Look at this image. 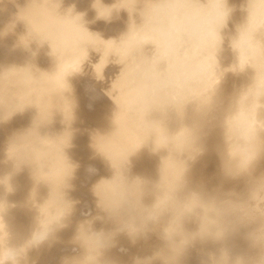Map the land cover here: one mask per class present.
<instances>
[{
    "label": "clouds",
    "instance_id": "clouds-1",
    "mask_svg": "<svg viewBox=\"0 0 264 264\" xmlns=\"http://www.w3.org/2000/svg\"><path fill=\"white\" fill-rule=\"evenodd\" d=\"M53 2L28 0L25 6H18L15 18L24 23L26 34L20 37L19 44L13 45V50L22 46L35 57L39 48L47 44V55L54 59L57 67L59 61L53 53L52 42L42 39L43 35H50L68 52L75 53L86 47L88 58L79 70L67 75L66 84L54 94V113H62V122L68 127L59 134L42 133V126L51 123L52 119L37 126L36 117L29 127L14 132L7 140L4 163L11 161L17 172L25 166L30 169L35 185L30 200L38 215L21 243L10 244L7 228V237L0 239V264H39L41 250L45 246L51 249L61 242L58 233L69 226L80 203L70 197L80 165L68 154L73 147L71 124L77 106L69 78L85 74L83 65L89 59V49L98 51L92 46L89 34L97 33L89 30L86 13L77 12L74 4L62 9V0H55L59 7L52 11ZM3 3L4 0H0V5ZM104 6L102 13L95 0L93 7L97 16L93 23L100 19L111 23L120 18L121 11L128 14L126 31L119 38L107 39L120 45V50L113 51L110 56L115 57L114 63L122 65L111 88L101 89L117 105L110 118L114 129L119 105L113 98L116 93L110 92L121 77H126V89L138 98H169L209 80L214 86L207 90L203 101H191L195 102L194 115L200 124L183 126L172 135L173 140L167 146L158 145L155 139L149 147L147 140L117 164L113 151L98 139L113 131L91 134L89 146L93 158H101L112 175L101 177L91 185L95 215L91 208L82 211L84 219L77 223L69 241L73 252L82 251L78 255L62 257L61 264H119L106 253L118 247L120 236L135 246L142 240L147 241L153 233L162 242L161 246L150 256L134 257L133 264H154L157 260L161 264H185L193 250L199 264H264V170L258 171L264 161V0H243L239 5L242 20L235 24L232 32L225 30L237 6L230 5L229 0H115L110 6ZM22 38H28L27 42ZM34 41L38 45L36 51L31 49ZM225 41L233 56L227 66L221 62ZM30 64L13 65L0 71V123L9 121L13 115L23 113L29 107H35L39 114L36 105H21L46 84L26 72L5 71ZM95 65L93 77L100 82L104 77L97 74ZM249 69L253 70L250 82L234 88L225 97L227 74L240 75ZM66 103L71 106L70 119L66 117ZM185 106L182 112L176 110L183 114ZM218 108H222L218 124L222 130V143L217 148L221 184L208 192L201 183L197 189H191L181 197L179 193L188 187L192 166L207 152L200 129L210 118L215 119L212 114ZM230 117L238 118L229 123ZM182 131L185 135L179 136ZM66 132L70 133L67 137ZM145 147L150 156L158 154L161 149L168 150V155L161 158L158 166V181L132 174V158ZM168 158L179 165V172L168 169L165 181V160ZM88 172L95 174L96 169L89 167ZM42 173L49 174L48 178ZM5 179H0V184L6 185L11 192L12 186L5 183ZM241 179L245 185L243 192L223 189V181ZM42 183L48 186L49 194L41 204L36 201V195ZM54 191L57 192L55 204L46 222L42 223L44 217L40 206L52 198ZM148 196L153 198L151 203H145ZM5 201L0 200V205ZM7 210L2 213L3 218ZM166 215L168 219L162 224ZM193 217L198 227L188 230L185 221ZM96 221L111 227L97 229ZM242 229H246L243 238L251 254L234 253L228 243ZM33 251L37 253L36 258L30 256Z\"/></svg>",
    "mask_w": 264,
    "mask_h": 264
},
{
    "label": "rangeland",
    "instance_id": "rangeland-1",
    "mask_svg": "<svg viewBox=\"0 0 264 264\" xmlns=\"http://www.w3.org/2000/svg\"><path fill=\"white\" fill-rule=\"evenodd\" d=\"M4 1L5 2L2 4V6L4 5L3 8L5 9V4H7V2H8V4H7L8 6L6 8L10 9L12 11L9 10V13L7 14V16L9 14L11 15V19L9 21L10 15H9V18L8 17L6 18V16H5L6 15L5 13H7L8 11L5 12L4 10H2L3 9L2 6L0 7V24H1L0 25V40H1V43H0V51H1V53H0V71H2L4 68H7V67H10L13 65L24 66L25 64L30 62L33 65L30 64L27 67L20 68V69L13 67L11 69H6L5 71L6 72L7 71L26 72V73L32 74L34 76H37L39 81L46 84V86H42V87L38 88L33 95L28 96L24 100L23 104L21 105V106H24L27 104H34L39 109V114H38V110L35 107H29L23 113H17L15 115H13V117L9 121L4 122V123H0V179L6 178L4 182L5 183L8 182L12 186V190L14 191V192L13 191L9 192L7 190L6 185L0 184V200H6L7 199L6 201H8V200L11 201V204H10V201L5 202L6 206H4V203H3V205H0V211H1L0 212V215H1L0 226H2L0 228V234L4 232L2 234L3 237L0 235V237H1L0 239L7 237L5 235H8V233H7V228H8L9 232L11 233L10 234L11 235L10 236V240H11L10 244H12V242H15L13 244H18V242L21 243V241H19V240L23 241V239H25L27 236V235L26 236L24 235L25 237H23V234H21V233L29 234L28 229L34 226L33 225L34 219L38 215V212L32 206L31 200H29L31 197L30 194L32 192V189L35 186L34 181L32 180V178L30 176V169L27 166H25L21 171L17 172V171H15L13 163L11 161L4 163V161L6 159L4 149L6 147L7 140L14 132L29 127L31 125L32 121L36 117H37V121H36L37 126H39V124H42V123L50 122L52 119L51 123H48V124L42 126V128H41L42 133L53 134V135L59 134V133H62L68 127L66 124H64L62 122V120H63L62 113H60L58 111L54 113V108L56 107V105L53 102L54 101V94L57 91H59V89L62 85L66 84L67 75H69L73 71L79 70V67H80V65L83 64V61L88 58V50L85 47V48H80V49H82V50L79 49L80 51L77 50L75 53H71V52H68L63 46H61L56 41V39L54 37H52L50 35H43L42 39H48L52 42L53 53L58 57V61H59L57 67H56L54 59L47 55V52L49 51V47L47 44H45L42 48H39L38 54L35 57H33L29 51H25V50L21 49L22 46L19 47L20 50L17 47L18 49L16 48L15 49L16 51L14 50L15 53H13L14 52L13 51V45L19 44L20 37L22 35L26 34V32H25L26 27L23 25L22 21H19V20L17 21L15 19V13L14 12L17 13L18 12V6L23 7V4H25L26 1L28 2V0H22V2H24V3H22L21 0H17V1L16 0H10V3H9V0H4ZM14 1H16V2H14ZM18 1L21 2V5H20V2H18ZM96 1H97L96 7H98V5H99L98 8L101 10L102 13L105 10L104 5L110 6L111 4H113L115 2V0H96ZM241 1L242 0H229V3H230V5H234V4H237L238 2H241ZM27 2H26V4H27ZM11 3H13V6ZM94 3H95V0H62V9L67 8L69 5L74 4L77 12H85L86 13L85 20L88 22L86 26L89 28V30L97 33V34H89L90 42H91L93 47L98 48L97 49L98 51H96L94 49H89V59L83 65V69H84L85 74L84 75H75V76H72L69 78L70 82L72 83V85L74 87V98L76 100L77 106L74 109L75 119H74L73 123L71 124V130L73 131V139H72L73 147L69 149L68 154L74 162H78L80 165V167L78 169L79 173L77 171V173H76L77 177L73 181L75 187H77V186L78 187L75 188L76 190H72L70 192V194H71L70 197L73 199H77V196L75 197L74 195H72V193L74 194L76 191L81 193L82 192L81 190L83 189L82 193L88 195L90 193L89 190H90L91 184H93L94 182L99 180L101 177H110V175H112L111 170L106 166V164L103 162V160L101 158L96 157L94 159L91 157L93 155V150L91 151V148L89 145L91 142V134L92 133L98 131L101 134H109L110 132L113 131L108 136H101V137H98V139L103 141L105 143V145L108 146L109 149L113 151L114 159L117 162V164H119L120 161L126 159L130 154H132L134 151H136L147 140H148V146L149 147L152 146L153 141L155 139H156L158 145L167 146L170 143V141L173 140L172 135L177 133L183 126L195 127V126H198L200 124V121L194 115L195 102H191V101L197 100V99L203 101L206 98L205 94H206L207 90L214 86V82L209 80L200 86L191 87V88H188L187 90H181L169 98H165V99H155V98H151V97L138 98V97L134 96L133 94H131L126 89L125 84H124L126 77H121L120 79H118L114 83L112 92L110 93V94L116 93L113 96V98L117 101V104L119 105V109H118V111L116 113V117H115L117 127L114 129V126L110 122V118L112 117L113 113L117 110V105L109 96H107L105 94L104 95L106 97H103V100L101 101V100H98L99 99L98 97L94 98L93 95H91V93L95 92V91L103 93L101 91V89H110L113 81L118 77V75L121 71L122 65H118V64L114 63L115 57L110 56V54L113 51H119L120 50V45H118L115 40H107V39L119 38L121 33L126 31L127 22H128V14L126 11H121L120 12V18L113 20V22H111V23H106L102 19L96 20L93 23L92 21L97 16V10L93 7ZM53 4H55V5H53ZM53 4H52L53 7L51 9L52 11L56 10V8L59 7V3L56 4L55 0H54ZM2 11L5 13H3ZM3 14H4V16H2ZM1 16H2V18H1ZM3 17H5L6 19ZM12 19L14 20V23L11 22V21H13ZM7 21H9V22H7ZM20 24H21V26H20ZM16 28L18 29V31H16L17 30ZM8 29H10V30H8ZM20 31H21V33H20ZM8 32H10V33H8ZM3 34H4V36H2ZM10 34L11 35L15 34L14 38ZM5 36H7V37H5ZM9 36L11 38H13V40L11 38H9ZM10 39L13 41L14 44L10 43V42H12ZM22 39L25 42H27L26 39H28V38H22ZM16 42H18V43L16 44ZM93 42H96L97 44H94ZM32 44H31V49L33 51H36L38 48L37 43L34 41ZM3 45H5V46H3ZM6 46H8V47H6ZM9 47H11V48H9ZM148 47L151 48V46H148ZM9 50L10 51L12 50V52H9ZM17 50H19L20 52ZM4 51L6 53H4ZM22 52H23V54H22ZM25 54H27V55H25ZM70 54H71V56H70ZM73 54H75V56ZM18 55H20V57H17ZM12 56H14V57H12ZM22 58H24V59H22ZM230 59H231V61H230ZM232 60H233L232 53L227 48V41H225V51H224L222 58H221L222 65L227 66V65H229V63L232 62ZM94 65H95V69L97 70V74L101 75V76L103 74L104 79L100 82H97L93 77V73H94V67L93 66ZM104 67H105V69H104ZM103 69H104V71H103ZM246 73H247L249 78H246L247 77V75H245ZM246 73H243L242 75L241 74L240 75H234L232 73L227 74V77H226V80L224 83V95H225V97L230 95L232 93V91L234 90V88H240L241 86L250 82V77L253 75L252 74L253 70L249 69ZM249 73H250V75H249ZM96 95H97V93H96ZM39 98H40V100H39ZM104 98H106V100H104ZM169 105H173L176 108L169 106ZM184 106H185V109H184L183 114L179 113L178 111H181V112L183 111ZM70 107H71L70 103H67L65 105L66 117L68 119L71 118ZM221 112H222V108H218L216 110V112H214L212 114V116L215 117V119L210 118L209 122L204 123L203 127L200 129L202 137H203L202 142L206 145L207 152L204 156L199 158L197 163H195L192 166L191 171L188 174V180H189L188 187L184 191L179 193V195L181 197H183L187 191H189L193 188L197 189L201 183H203V185L205 186V188L208 192H212L214 189H216L221 184V177L218 174L219 159L217 156V148L222 143V130L218 126L219 117H220ZM252 115H253V117L255 116V109H253ZM236 118H238V117H230L229 123H231V120L236 119ZM69 135H70L69 132L65 133L66 137ZM178 135L183 136V135H185V132L182 131ZM72 150H74V152ZM167 155H168L167 149H161L158 154L150 156L148 154L147 147L142 148L140 150V152L137 154V156H134L132 158V160L134 162V164H133L134 167H132V174L133 175H141V176H145V177L147 176L152 181H154V180L158 181L160 178L159 172H158V166L160 164L161 158L166 157ZM84 156H86V157L88 156L87 160H89V161L84 160V158H85ZM84 161L86 162V164L82 163ZM88 164L90 166H88ZM100 164L102 167H99ZM87 166H88V168L89 167L95 168L96 172H97V173L95 172L96 175L89 174ZM165 167H166L165 181H167V179H168L167 170L169 168L174 169L177 173L179 172V165H176L171 160V158H168L165 160ZM263 167H264V161L261 162V165H260V168L258 169V171L264 170ZM101 172H103V173H101ZM105 172H107V173H105ZM42 175L44 176V178H48L49 174L42 173ZM80 175H83V177ZM94 176H95V178H93ZM79 178H81V180H83V181H81ZM86 179H87V181H86ZM77 182H78V184H77ZM79 183L81 186L79 185ZM86 183L89 186H87ZM10 185H9V190L11 189ZM82 185H83V187L85 185L84 188L86 191L84 190V188H82ZM244 187H245V185H244L243 179L237 180V181H223V189L224 190L235 189L237 192H243ZM87 191H89V192L87 193ZM48 194H49L48 186L43 184V183L40 184V186L37 189L36 201L38 200V203L40 202L42 204L43 201H45L47 199ZM19 195H21V196H19ZM89 195H92V194L90 193ZM34 196H35V191L33 192V197ZM42 196H43V198H42ZM52 196L57 197V192L54 191ZM20 197H22V198H20ZM54 197H53V199L56 200V198H54ZM26 198H28V199H26ZM146 198H145V203H149V202L151 203L152 202L153 198H151V196H148V198H147L148 200ZM51 199L48 200L50 204H48V201L45 202L46 204H48L49 208L46 204H44L45 207H43L44 205L40 206V208H42L41 211L44 210V212H41L42 216L43 215L46 216L48 214L47 218L50 216L49 215L50 212H47L46 209L50 210L52 208V207L50 208V205L53 206L55 203V201H53V199L52 200ZM27 200H29L30 203H29V201L27 202ZM77 200H79V199H77ZM51 201H53V202H51ZM17 203H19V204H17ZM8 205H9V207L10 206H12V207L8 208L7 212L4 213V218H3L2 213L4 211H6V208L8 207ZM31 207H33V208H31ZM44 208H46V209H44ZM93 208H95V207H93ZM45 210H46V214H45ZM76 210H78V211H76L77 214L75 213L74 215L78 216V217H76V216L75 217L78 219L77 221H79V219H80L79 217H81V218L83 217L81 215V212L86 211L87 208L85 206H83V204H81V206L80 205L76 206ZM92 210L94 211L93 215H95V210L94 209H92ZM34 214H36V215H34ZM168 215H170V214H168ZM168 215H166L163 218L162 224L164 222H166V220L168 219ZM73 216L71 217L72 220L69 223V226L58 233V236L60 237L61 242L57 243L51 249H48L45 246L41 250L40 255H39V264H61V258L62 257L74 256V255L80 254V252L82 250L77 249L76 252H73L72 251L73 246L69 243V241L73 237V235L76 231V227H77V226H74L76 224L73 221H75L76 218L73 219ZM10 217H11V219H10ZM45 218L46 217H44V219ZM44 219H42V222ZM83 219H84V217H83ZM9 220L11 222H6ZM46 220L47 219H45L44 222H46ZM13 221H14V224H12ZM7 223H10V224L8 225ZM72 223H74V224H72ZM102 223L103 222H101V221H96L95 227L99 229L102 226L105 227L107 225V224L106 225L104 224L105 225L104 226ZM17 224H19V225L17 226ZM71 224L73 227L71 226ZM101 224H102V226H101ZM11 225H12V227H11ZM70 226L72 228L71 230H70ZM18 227L20 228V230L18 229ZM109 227H111L110 224L107 225V227H105V228H109ZM185 227L188 230H195L198 227V224H197L195 217H193L189 220H186L185 221ZM4 228H6V229H4ZM13 228H15L16 232L13 231L14 230ZM16 229H18V231ZM23 230H25V231H23ZM245 231H246V229H242L240 234H237L236 236H234L233 238H231L228 241V243L232 247L234 253L251 254L250 250L248 248L247 241L243 238V233ZM5 232L7 234H5ZM12 232H14V234ZM18 232H20V234ZM16 233H18V234L16 235ZM18 235L21 239H19ZM20 235H22V237ZM13 239H14V241H13ZM118 239H119L118 247L111 249L108 253H106V255L108 257H111V258L119 261V264H133V258L134 257L150 256V255H152L153 251L155 249H157L158 247H160L162 244V242L158 239V237L155 233L151 234L150 238L147 241L142 240L139 243H137L135 246L131 245L129 243V241L127 240V238L124 236H120ZM209 247L211 248L212 246L209 245ZM121 248L124 250L121 251L120 250ZM30 256L32 258H36L37 253L33 251L30 253ZM154 264H161V261L157 260L154 262ZM185 264H199L198 256L194 250L191 252L190 256L185 261Z\"/></svg>",
    "mask_w": 264,
    "mask_h": 264
},
{
    "label": "bare ground",
    "instance_id": "bare-ground-1",
    "mask_svg": "<svg viewBox=\"0 0 264 264\" xmlns=\"http://www.w3.org/2000/svg\"><path fill=\"white\" fill-rule=\"evenodd\" d=\"M16 1H17V0H16ZM16 1H14V2H16ZM4 2H5V1H4ZM18 2H20V1H18ZM21 2H22V0H21ZM21 2H20V5H21ZM26 2H27V1H26ZM26 2H25V4H23V6L26 5ZM96 2H97V1H96ZM9 3H10V0H9ZM22 3H24V2H22ZM241 3H243V0H242L241 2H238L237 4H234V5L237 6V9H236V11L233 13L232 18H231L230 21H229L228 29L225 30L226 32H232V31H234L235 24H236V23H239V22L242 20L243 14H242L241 11L239 10V5H240ZM7 4H8V2H7ZM7 4H5V9L3 8L4 5H3V6L0 5V7L2 6V8H3L2 10H4L5 12L8 11L7 13H5V12H3V11H2V12L6 14V15H5L6 18H7V17L9 18V15H10V14H9L8 16H7V14L9 13V10H10V9H7V8H6V7L8 6ZM11 4H12V6H13V3H11ZM56 4H58V3H56ZM53 5H55V4H53ZM53 5H52V7H53ZM101 6H102V5H101ZM101 6H100V7H101ZM98 7H99V5H98ZM8 8H9V7H8ZM54 8H55V7H54ZM101 8H102V7H101ZM6 9H7V10H6ZM56 9H57V8H56ZM10 11H12V10H10ZM16 11H17V10H16ZM54 11H55V10H54ZM11 13H12V12H11ZM14 13L16 14V12H14ZM14 13H13V14H14ZM1 14H2V13H1ZM2 16H4V14H3ZM2 16H1V18H2ZM87 17H88V16H87ZM3 18H5V17H3ZM6 18H5V19H6ZM5 19H4V20H5ZM10 19H11V15H10L9 21H10ZM13 19H14V18H13ZM13 19H12V20H13ZM15 19H16V18H15ZM9 21H7V22H9ZM17 21H18V20H17ZM91 21H92V20H91ZM11 22L14 23V20L11 21ZM2 23H3V22H2ZM16 23H17V22H16ZM18 23H19V22H18ZM6 24H7V23H6ZM9 24H10V23H9ZM11 24H12V23H11ZM0 25H1V24H0ZM7 25H8V24H7ZM14 25H15V24H14ZM17 25H18V24H17ZM23 25H24V23H23ZM20 26H21V24H20ZM24 26H25V25H24ZM2 27H3V26H2ZM11 27H12V26H11ZM17 27H18V26H17ZM9 28H10V27H9ZM14 28H15V27H14ZM22 28H23V27H22ZM22 28H21V29H22ZM24 28H25V27H24ZM16 29H17V28H16ZM21 29H20V30H21ZM8 30H10V29H8ZM8 30H7V31H8ZM14 31H15V30H14ZM16 31H18V29H17ZM1 32H2V31H1ZM25 32H26V31H25ZM4 33H5V32H4ZM8 33H10V32H8ZM20 33H21V31H20ZM119 33H120V32H119ZM22 34H23V33H22ZM10 35H11V34H10ZM14 35H15V34H14ZM14 35L12 34L11 36H13V38H14ZM2 36H4V34H3ZM7 36H8V35H7ZM7 36H5V37H7ZM15 37H16V36H15ZM93 37H94V36H93ZM9 38H11V37L9 36ZM13 38H11V39L13 40ZM6 39H7V38H6ZM11 39H10V40H11ZM12 40H11V41H12ZM15 40H16V39H15ZM92 40H93V39H92ZM17 41H18V40H17ZM26 41H27V39H26ZM0 43H1V40H0ZM10 43H13V41L10 42ZM10 43H9V44H10ZM17 43H18V42H16V44H17ZM54 43H55V42H54ZM93 43H94V44H97L96 42H93ZM9 44H8V45H9ZM13 44H14V43H13ZM34 44H35V43H34ZM94 44H93V45H94ZM32 45H33V44H32ZM35 45H36V44H35ZM55 45H56V44H55ZM3 46H5V45H3ZM57 46H58V45H57ZM6 47H8V46H6ZM36 47H37V46H36ZM9 48H11V47H9ZM18 48H19V47H18ZM18 48H17V49H18ZM21 49H23V48L21 47ZM96 49H98V48H96ZM2 50H3V49H2ZM19 50H20V48H19ZM19 50H17V51H19ZM23 50H24V49H23ZM80 50H82V49H80ZM80 50H79V51H80ZM13 51H14V50H13ZM15 51H16V50H15ZM15 51H14L13 53H15ZM65 51H66V50H65ZM65 51H64V52H65ZM2 52H3V51H2ZM9 52H12V50H11V51L9 50ZM19 52H20V51H19ZM0 53H1V51H0ZM4 53H6V52L4 51ZM79 53H80V52H79ZM228 53H229V52H228ZM22 54H23V52H22ZM58 54H59V53H58ZM4 55H5V54H4ZM10 55H11V54H10ZM12 55H13V54H12ZM25 55H27V54H25ZM25 55H24V56H25ZM62 55H63V54H62ZM65 55H66V54H65ZM73 55L75 56V54H73ZM73 55H72V56H73ZM222 55H223V54H222ZM70 56H71V54H70ZM228 56H229V55H228ZM230 56H231V55H230ZM12 57H14V56H12ZM17 57H20V55H18ZM26 57H27V56H26ZM10 58H11V57H10ZM15 58H16V57H15ZM22 59H24V58H22ZM28 59H29V58H28ZM28 59H27V60H28ZM30 60H31V59H30ZM66 60H67V59H66ZM21 61H22V60H21ZM45 61H46V60H45ZM111 61H112V60H111ZM111 61H110V62H111ZM230 61H231V59H230ZM229 64H230V63H229ZM20 65H21V64H20ZM225 66H226V65H225ZM31 68H32V67H31ZM33 68H34V67H33ZM73 68H74V67H73ZM72 71H73V70H72ZM96 71H97V70H96ZM250 73H251V72H250ZM250 73H249V75H250ZM252 74H253V73H252ZM241 75H242V74H241ZM245 75H247V73H246ZM245 77H246V76H245ZM245 77H244V78H245ZM233 78H234V77H233ZM239 78H240V77H239ZM244 78H243V79H244ZM246 78H249L248 75H247ZM228 80H229V79H228ZM241 80H242V79H241ZM92 84H93V83H92ZM103 84H104V83H103ZM110 88H111V87H110ZM39 91H40V90H39ZM96 93H97V95H96ZM110 93H111V92H110ZM191 94H192V93H191ZM91 95H93L94 98H95V97H98V98H99L98 100H101V101L103 100V97H106V96L104 95V93H100V92H98V91L92 92ZM188 96H189V95H188ZM189 97H190V96H189ZM184 99H185V98H184ZM39 100H40V98H39ZM104 100H106V98H104ZM184 101H185V100H184ZM40 104H41V103H40ZM66 104H67V103H66ZM52 108H53V107H52ZM52 110H53V109H52ZM66 110H67V109H66ZM65 112H66V111H65ZM31 114H32V113H31ZM48 114H49V113H48ZM48 114H47V115H48ZM68 115H69V114H68ZM50 116H51V115H50ZM57 116H58V115H57ZM47 118H48V117H47ZM40 122H41V121H40ZM57 122H58V121H57ZM213 123H214V122H213ZM39 125H40V124H39ZM169 126H170V125H169ZM173 126H174V125H173ZM22 128H23V127H22ZM165 129H166V128H165ZM173 129H174V128H173ZM175 129H176V128H175ZM177 129H178V128H177ZM162 134H163V133H162ZM66 135H67V134H66ZM168 136H169V135H168ZM77 149H78V148H77ZM80 150H81V149H80ZM68 151H69V150H68ZM72 151L74 152V150H72ZM86 151H87V150H86ZM91 151H92V149H91ZM88 153H89V152H88ZM3 154H4V153H3ZM86 154H87V153H86ZM89 154H90V153H89ZM87 155H88V154H87ZM81 156H82V155H81ZM72 157H73V156H72ZM84 157L86 158V159L84 158V160H87V159H88V158H87L88 156H87V157L84 156ZM91 157L93 158V155H92ZM94 159H95V158H94ZM87 161H89V160H87ZM90 161H91V160H90ZM93 161H94V160H93ZM98 161H99V160H98ZM139 162H140V161H139ZM82 163H85V164H86L85 161L82 162ZM94 163H95V162H94ZM100 163H101V162H100ZM133 164H134V162H133ZM93 165H94V164H93ZM84 166H85V165H84ZM88 166H90V165L88 164ZM88 166H87V168H88ZM99 167H102L101 164H100ZM99 167H98V168H99ZM133 167H134V166H133ZM82 168H83V167H82ZM263 168H264V167H263ZM84 169H85V168H84ZM99 169H100V168H99ZM107 169H108V168H107ZM150 169H151V168H150ZM169 169H170V168H169ZM108 170H109V169H108ZM153 170H154V169H153ZM11 171H12V170H11ZM77 171H78V173H79V170H77ZM83 171H84V170H83ZM101 171H102V170H101ZM86 172H87V171H86ZM149 172H150V171H149ZM76 173H77V172H76ZM80 173H81V172H80ZM96 173H97V172H96ZM101 173H103V172H101ZM101 173H100V174H101ZM105 173H107V172H105ZM109 174H110V173H109ZM109 174H108V175H109ZM93 175H96V174H93ZM106 175H107V174H106ZM106 175H105V176H106ZM18 176H19V175H18ZM80 176L83 177V175H80ZM88 176H89V175H88ZM110 176H111V175H110ZM76 177H77V176H76ZM84 177H85V176H84ZM91 177H92V176H91ZM146 177H147V176H146ZM167 177H168V176H167ZM14 178H15V177H14ZM87 178H88V177H87ZM93 178H95V176H94ZM97 178H98V177H97ZM147 178H148V177H147ZM79 179L81 180V178H79ZM80 180H79V181H80ZM84 180H85V179H84ZM150 180H151V179H150ZM76 181H77V180H76ZM79 181H78V182H79ZM81 181H83V180H81ZM86 181H87V179H86ZM154 181H155V180H154ZM78 182H77V184H78ZM93 182H94V181H93ZM91 183H92V182H91ZM193 183H194V182H193ZM13 184H14V183H13ZM84 184H85V183H84ZM88 184H89V183H88ZM79 185H80V183H79ZM86 185H87V183H86ZM91 185H92V184H91ZM91 185H90V186H91ZM80 186H81V185H80ZM87 186H89V185H87ZM191 186H192V185H191ZM77 187H78V186H77ZM77 187H75V188H77ZM84 187H85V185H84ZM84 187H83V185H82V188H84ZM4 188H5V187H4ZM24 188H25V187H24ZM80 188H81V187H80ZM82 188H81V189H82ZM88 188H89V187H88ZM30 189H31V188H30ZM86 189H87V188H86ZM193 189H194V188H193ZM10 190H11V189H10ZM74 190H76V189H74ZM84 190H85V188H84ZM12 191H13V190H12ZM79 191H80V190H79ZM81 191L83 192V189H82ZM85 191H86V190H85ZM89 191H90V190H89ZM89 191H87V193H88ZM13 192H14V191H13ZM23 192H24V191H23ZM26 192H27V191H26ZM82 192L79 193V192L76 191L74 194L72 193V195H74L75 197L77 196V199L80 200V203H79L77 206H79V205L81 206V204H83V206H85L87 209H88V208H91V209H94V210H95V208H93V207H95V205H94V197H93L92 195H89L91 192L88 194L89 196H88L87 194H83ZM5 193H6V192H5ZM43 193H44V192H43ZM45 193H46V192H45ZM24 194H25V193H24ZM30 195H31V194H30ZM70 195H71V194H70ZM19 196H21V195H19ZM40 196H41V195H40ZM46 196H47V195H46ZM13 197H14V196H13ZM26 197H27V196H26ZM53 197H54V196H52V199H53ZM18 198H19V197H18ZM20 198H22V197H20ZM42 198H43V196H42ZM54 198H56V196H55ZM147 198H148V197H147ZM147 198H146V199H147ZM151 198H152V197H151ZM9 199H10V198H9ZM26 199H28V198H26ZM45 199H46V198H45ZM45 199H44V200H45ZM52 199H51V200H52ZM77 199H76V200H77ZM6 200H7V199H6ZM11 200H12V199H11ZM29 200H30V199H29ZM29 200H27V202H28ZM147 200H148V199H147ZM8 201H10V200H8ZM8 201H7V202H8ZM15 201H16V200H15ZM40 201H41V200H40ZM53 201H56V200L53 199ZM53 201H51V202H53ZM149 201H150V200H149ZM5 202H6V201H5ZM5 202H4V206H6V205H5V204H6ZM16 202H17V201H16ZM37 202H38V200H37ZM43 202H44V201H43ZM46 202H47V201H46ZM29 203H30V201H29ZM39 203H40V202H39ZM149 203H150V202H149ZM10 204H11V201H10ZM17 204H19V203H17ZM24 204H25V203H24ZM27 204H28V203H27ZM45 204H46V203H45ZM48 204H50L49 201H48ZM48 204H46V205L48 206ZM52 204H53V203H52ZM54 204H55V203H54ZM2 205H3V204H2ZM29 205H30V204H29ZM23 206H24V205H23ZM42 206H43V205H42ZM10 207H12V206H10ZM10 207H9V208H10ZM43 207H45V205H44ZM51 207H53V206L50 205V208H51ZM5 208H6V207H5ZM31 208H33V207H31ZM46 208H47V207H46ZM46 208H44V209H46ZM48 208H49V206H48ZM79 208H80V207H79ZM80 209H81V208H80ZM80 209H79V210H80ZM6 210H7V208H6ZM41 210H42V208H41ZM46 210H47V212H50V210H48V209H46ZM46 210H45V214H46ZM76 211H78V210H76ZM0 212H1V211H0ZM41 212H44V210L41 211ZM93 212H94V211H93ZM75 213H76V212H75ZM75 213H74V214H75ZM79 213H80V212H79ZM76 214H77V213H76ZM34 215H36V214H34ZM47 215H48V214H47ZM47 215H46V216L43 215L44 217H46L45 219H47ZM49 215H50V214H49ZM79 215H80V214H79ZM75 216L78 217L77 215H74V216H73V219L76 218ZM0 217H1V215H0ZM79 218H80L79 221H80L81 219H83V217H82V218L79 217ZM10 219H11V217H10ZM30 219H31V218H30ZM45 219L43 220L42 223H45V222H44ZM0 220H1V219H0ZM71 220H72V218H71ZM77 220H78V219L76 218V220L73 221V222L76 224V225H74V226H77V222H79V221H77ZM3 221H4V220H3ZM0 222H1V221H0ZM6 222H11V221L9 220V221H6ZM18 222H19V221H18ZM30 222H31V221H30ZM23 223H24V222H23ZM25 223H26V222H25ZM28 223H29V222H28ZM74 223H72V224H74ZM1 224H2V223H1ZM7 224L9 225L10 223H7ZM7 224H6V225H7ZM12 224H14V221H13ZM72 224H71V226H72ZM102 224L104 225V223H102ZM102 224H101V226H102ZM3 225H4V224H3ZM18 225H19V224H17V226H18ZM33 225H34V224H33ZM99 225H100V224H99ZM105 225H106V224H105ZM105 225H104V226H105ZM107 225H109V224H107ZM107 225H106L105 227H107ZM17 226H16V227H17ZM27 226H28V225H27ZM27 226H26V227H27ZM31 226H32V225H31ZM31 226H30V227H31ZM71 226H70V230L72 229ZM1 227H2V226H0V228H1ZM11 227H12V225H11ZM13 227H14V226H13ZM21 227H22V226H21ZM72 227H73V226H72ZM102 227H103V226H102ZM4 229H6V228H4ZM13 229H14L13 231H15V228H13ZM18 229L20 230L19 227H18ZM18 229H16V230L18 231ZM97 229H98V228H97ZM8 230H9V229H8ZM26 230H27V229H26ZM28 230H30V228H29ZM68 230H69V229H68ZM23 231H25V230H23ZM15 232H16V231H15ZM3 233H4V232H3ZM3 233H1V234H3ZM9 233H10V232H9ZM12 233L14 234V232H12ZM18 233L20 234V232H18ZM18 233H16V235H17ZM5 234H7V233L5 232ZM10 234H11V233H10ZM21 234H23V237H25L26 235L28 236L27 233H26V234L21 233ZM24 235H25V236H24ZM1 236H2V235H1ZM5 236H7V235H5ZM5 236H4V237H5ZM10 236H11V235H10ZM20 236L22 237V235H20ZM27 236H26V237H27ZM71 236H72V235H71ZM2 237H3V236H2ZM14 237H15V236H14ZM18 237H19V235H18ZM0 238H1V237H0ZM17 239H18V238H17ZM19 239H21V238L19 237ZM13 241H14V239H13ZM16 241H17V240H16ZM19 241L23 242L22 240H19ZM10 242H11V240H10ZM13 243H15V242H12V244H13ZM18 243H19V242H18ZM34 252H35V251H34ZM115 252H116V251H115ZM116 254H117V253H116Z\"/></svg>",
    "mask_w": 264,
    "mask_h": 264
}]
</instances>
